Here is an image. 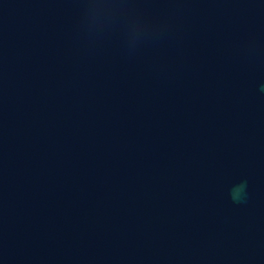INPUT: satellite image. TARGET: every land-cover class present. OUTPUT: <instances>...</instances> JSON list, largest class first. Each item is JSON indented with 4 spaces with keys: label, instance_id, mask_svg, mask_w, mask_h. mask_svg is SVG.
<instances>
[{
    "label": "water",
    "instance_id": "obj_1",
    "mask_svg": "<svg viewBox=\"0 0 264 264\" xmlns=\"http://www.w3.org/2000/svg\"><path fill=\"white\" fill-rule=\"evenodd\" d=\"M262 88L264 0H0V264H264Z\"/></svg>",
    "mask_w": 264,
    "mask_h": 264
},
{
    "label": "clouds",
    "instance_id": "obj_2",
    "mask_svg": "<svg viewBox=\"0 0 264 264\" xmlns=\"http://www.w3.org/2000/svg\"><path fill=\"white\" fill-rule=\"evenodd\" d=\"M264 91V88L261 89ZM247 182L244 181L240 183L239 185L235 186L231 192V198L236 203H243L247 199Z\"/></svg>",
    "mask_w": 264,
    "mask_h": 264
}]
</instances>
